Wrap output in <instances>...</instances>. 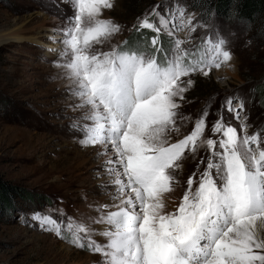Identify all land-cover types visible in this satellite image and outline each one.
I'll return each mask as SVG.
<instances>
[{"label":"snow or ice","instance_id":"1","mask_svg":"<svg viewBox=\"0 0 264 264\" xmlns=\"http://www.w3.org/2000/svg\"><path fill=\"white\" fill-rule=\"evenodd\" d=\"M68 2L73 15L59 30L65 37L59 58L80 100L77 107L86 109L81 119L89 122L73 127L83 133V146L98 145L97 154L108 156L111 199L117 202L100 205L92 218L107 226L99 233L39 212L33 218L59 238L101 254L102 264H264V129L249 134L241 120L238 132L221 115L211 129L219 138L207 137L203 109L190 134L174 143L169 136L179 133L178 120L188 119L178 110L191 76L231 66L228 41L218 34L194 40L204 27L194 14L179 4L163 5L161 12L157 4L133 26L138 33L151 31V37L103 51L96 46L121 31L102 15L115 0ZM234 100L227 97L222 108L240 120L244 102ZM200 149L208 152L206 162L200 161L206 163L203 172L189 177L177 209L165 212L163 197L177 182L173 172L186 153L195 157ZM96 234L104 241L93 239Z\"/></svg>","mask_w":264,"mask_h":264},{"label":"rangeland","instance_id":"2","mask_svg":"<svg viewBox=\"0 0 264 264\" xmlns=\"http://www.w3.org/2000/svg\"><path fill=\"white\" fill-rule=\"evenodd\" d=\"M157 4L161 12L163 5L186 8L204 25L193 34L194 40L218 34L228 41L233 57L231 66L214 69L207 77L191 76L193 85L178 110L188 119L177 121L180 131L169 134L170 142L190 134L203 109L208 110L207 137L219 138L211 129L221 115L238 132L241 120L249 134L264 129V39L257 23H223L214 16L207 21L189 0H115L102 15L121 25V31L96 48L107 51L126 41L137 19ZM72 15L68 0L0 2V187L13 191L10 209L0 208V264H102L101 254L59 238L33 218L39 212L64 225L85 223L99 233L107 226L92 223V218L99 216L100 205L117 202L111 199L115 187L109 184L106 155L97 154L98 145L83 146V133L73 127L89 122L81 119L86 109L77 107L80 100L70 90L73 83L59 58L65 38L59 30ZM179 35L186 37L188 31ZM227 97L236 98L234 105L244 102L240 120L222 108ZM207 155L206 149L195 157L185 154L181 168L173 172L174 190L163 197L165 212L177 209L189 177L197 173L198 179L206 166L200 161L206 162ZM93 239L104 241L98 234Z\"/></svg>","mask_w":264,"mask_h":264},{"label":"trees","instance_id":"3","mask_svg":"<svg viewBox=\"0 0 264 264\" xmlns=\"http://www.w3.org/2000/svg\"><path fill=\"white\" fill-rule=\"evenodd\" d=\"M7 0H0L5 3ZM193 9L200 11L205 15L207 21L211 17L219 19L221 22L236 20L247 24H259L258 33L264 39V0H189ZM153 33L144 30L142 33L137 31L128 37L129 45L142 44L141 38L151 37ZM163 37V36H162ZM161 42L163 43V38ZM263 95V90L260 91ZM11 189L0 187V208L10 209L11 207ZM19 195L21 193L17 192ZM27 196V195H25Z\"/></svg>","mask_w":264,"mask_h":264},{"label":"bare ground","instance_id":"4","mask_svg":"<svg viewBox=\"0 0 264 264\" xmlns=\"http://www.w3.org/2000/svg\"><path fill=\"white\" fill-rule=\"evenodd\" d=\"M108 155H111V149L109 150V154ZM114 158V157H113ZM108 159V156H105V159H104V162L106 161ZM105 165L107 166V168H108V165L105 163ZM103 230H105V228L104 227H102L101 229H100V232L101 231H103ZM98 237V236H97ZM100 237H102V236H100ZM105 238H103L102 240H104Z\"/></svg>","mask_w":264,"mask_h":264}]
</instances>
